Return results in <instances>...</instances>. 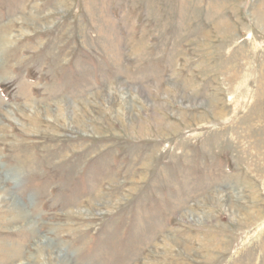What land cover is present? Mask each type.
<instances>
[{"label": "rangeland", "instance_id": "rangeland-1", "mask_svg": "<svg viewBox=\"0 0 264 264\" xmlns=\"http://www.w3.org/2000/svg\"><path fill=\"white\" fill-rule=\"evenodd\" d=\"M0 264H264V0H0Z\"/></svg>", "mask_w": 264, "mask_h": 264}, {"label": "bare ground", "instance_id": "bare-ground-1", "mask_svg": "<svg viewBox=\"0 0 264 264\" xmlns=\"http://www.w3.org/2000/svg\"><path fill=\"white\" fill-rule=\"evenodd\" d=\"M31 222V221H30Z\"/></svg>", "mask_w": 264, "mask_h": 264}]
</instances>
